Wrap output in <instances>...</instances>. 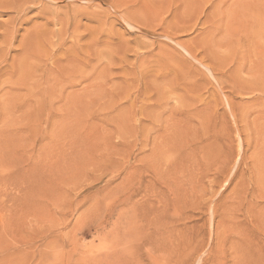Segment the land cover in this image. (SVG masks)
<instances>
[{
  "label": "rangeland",
  "instance_id": "obj_1",
  "mask_svg": "<svg viewBox=\"0 0 264 264\" xmlns=\"http://www.w3.org/2000/svg\"><path fill=\"white\" fill-rule=\"evenodd\" d=\"M0 264H264V0H0Z\"/></svg>",
  "mask_w": 264,
  "mask_h": 264
}]
</instances>
